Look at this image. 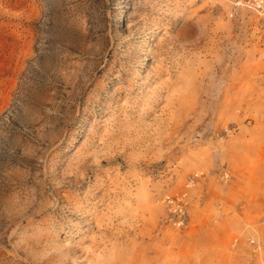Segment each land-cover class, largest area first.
Instances as JSON below:
<instances>
[{
    "label": "rangeland",
    "instance_id": "1",
    "mask_svg": "<svg viewBox=\"0 0 264 264\" xmlns=\"http://www.w3.org/2000/svg\"><path fill=\"white\" fill-rule=\"evenodd\" d=\"M0 264H264V4L0 0Z\"/></svg>",
    "mask_w": 264,
    "mask_h": 264
},
{
    "label": "bare ground",
    "instance_id": "2",
    "mask_svg": "<svg viewBox=\"0 0 264 264\" xmlns=\"http://www.w3.org/2000/svg\"><path fill=\"white\" fill-rule=\"evenodd\" d=\"M256 3H257V5L258 6H262V4H264V0H256ZM199 176V175H198ZM173 201V202H172ZM171 203H173V205H175V200H174V198H172V200H171ZM176 208V207H175Z\"/></svg>",
    "mask_w": 264,
    "mask_h": 264
}]
</instances>
